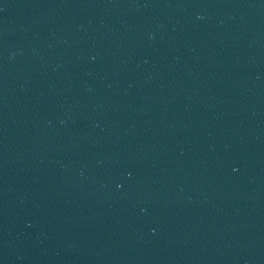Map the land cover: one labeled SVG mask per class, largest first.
Returning <instances> with one entry per match:
<instances>
[{"label":"water","instance_id":"95a60500","mask_svg":"<svg viewBox=\"0 0 264 264\" xmlns=\"http://www.w3.org/2000/svg\"><path fill=\"white\" fill-rule=\"evenodd\" d=\"M0 264H264V0H100L0 144Z\"/></svg>","mask_w":264,"mask_h":264}]
</instances>
